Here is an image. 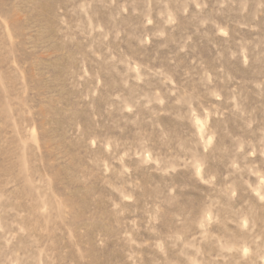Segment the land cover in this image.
Instances as JSON below:
<instances>
[{
    "label": "rangeland",
    "instance_id": "rangeland-1",
    "mask_svg": "<svg viewBox=\"0 0 264 264\" xmlns=\"http://www.w3.org/2000/svg\"><path fill=\"white\" fill-rule=\"evenodd\" d=\"M0 264H264V0H0Z\"/></svg>",
    "mask_w": 264,
    "mask_h": 264
}]
</instances>
